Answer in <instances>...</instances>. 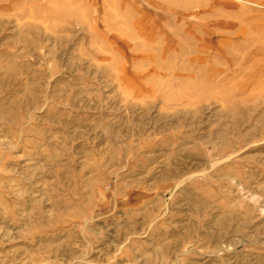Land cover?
<instances>
[{"label": "rangeland", "instance_id": "374dc122", "mask_svg": "<svg viewBox=\"0 0 264 264\" xmlns=\"http://www.w3.org/2000/svg\"><path fill=\"white\" fill-rule=\"evenodd\" d=\"M0 264H264V0H0Z\"/></svg>", "mask_w": 264, "mask_h": 264}]
</instances>
